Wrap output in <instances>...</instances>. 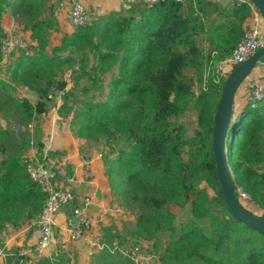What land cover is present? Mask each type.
I'll list each match as a JSON object with an SVG mask.
<instances>
[{
  "label": "trees",
  "instance_id": "16d2710c",
  "mask_svg": "<svg viewBox=\"0 0 264 264\" xmlns=\"http://www.w3.org/2000/svg\"><path fill=\"white\" fill-rule=\"evenodd\" d=\"M52 9L49 0H0V63L8 12L37 42L31 54L22 51L11 61L9 79L0 78V116L17 114L29 126L62 92L61 114H73L77 136L110 146L114 156H106V173L118 196L139 205L137 236L172 235L161 264H264V234L230 213L217 176L213 119L226 79L210 81L207 90L196 93L194 79L185 74L194 68L202 82L212 50L218 51L217 60L232 53L251 17L249 4L138 0L131 14L112 11L90 26L64 33L54 46L50 35L59 27ZM72 68L94 85H102L109 74L106 98L83 101L79 108L69 105L64 75ZM17 86L34 91L37 100L18 96ZM191 108L198 112V129L188 137L176 119ZM22 143L0 123V235L37 220L46 200L24 163L29 143ZM225 144L236 194L241 196V188L264 218V101L247 103L235 114ZM38 147L43 151L44 143ZM202 182L215 190V197L200 187ZM188 203L196 217L211 220V235L194 222L177 227L170 205ZM95 256L97 264H138L109 247ZM20 260L17 253V264Z\"/></svg>",
  "mask_w": 264,
  "mask_h": 264
},
{
  "label": "rangeland",
  "instance_id": "374dc122",
  "mask_svg": "<svg viewBox=\"0 0 264 264\" xmlns=\"http://www.w3.org/2000/svg\"><path fill=\"white\" fill-rule=\"evenodd\" d=\"M56 1L59 2L60 0ZM136 1L138 0H122L121 8L118 11L131 14L130 9L133 3ZM184 1L188 6L189 0ZM72 2L73 1H67L64 5L60 4L56 6L55 9L53 8L51 10L52 16H55L56 18L58 17L57 20L59 27L58 30L53 31L50 35L51 46L60 43L62 36L67 32V27H76L73 25L69 17V9ZM49 3H52L49 4V6L53 5V0H49ZM46 16L50 17V10L46 11ZM5 17V22L8 21L9 25H13L12 28L6 32V34L8 33L21 36L30 43L32 48H34L32 44L33 42L23 31V25L19 23L18 16H14L8 12L7 16ZM16 25H18V27ZM32 48L31 51H33ZM19 55L20 52H16L7 57L3 55V60L0 63V78L9 79L10 73L8 67L11 61H14ZM75 69H77V66ZM73 70V68L68 69L64 75L68 81L67 91L69 97L67 103L69 105L74 108H79L82 106L83 101H101L106 98L109 89L108 83L111 77L109 74L103 81L102 86L100 84L94 85L93 82L88 80L86 77H80L78 70L76 73H73ZM185 74L194 79V91L199 93L201 86V81L199 80L200 71H196L194 68H188L186 69ZM247 78L238 90L239 94L241 91L247 88V83H249L247 82ZM16 94L20 97H28L33 101H36L38 98L34 91H31L24 86H17ZM63 96L64 94L62 92H56L52 101L49 102L48 112L40 116L36 122H33L29 126H26L23 123L21 117L17 114H11L8 118H3L0 116V123L3 126H9L16 135L19 143L22 145L24 140L28 141L29 147L27 150H25V156L32 155L33 152L36 154L41 153L42 151L39 150L38 143L39 141H42L44 143V147L47 145L53 149L56 147L55 151H49V157L55 161L65 162L66 171L69 175H73L75 177V174L72 172L71 163L69 164V162L71 161V157L73 155L71 152L73 153L77 147V157L83 161L82 168L85 173H92L91 175L96 177L95 173L90 167L92 156L96 155L100 159L101 164L99 167L104 171L105 179H108L109 181V176L106 173L108 166L106 156L109 158L114 156L113 152H111L110 146L107 145L103 140L100 142H93L77 136L75 129L72 126L73 114H61L60 108L65 103ZM238 106L239 105L234 107V114L238 113ZM176 121L178 123L184 124L187 128L188 137H192L194 136L195 131L198 129V112L196 109L191 108L178 119H176ZM72 147L75 148L72 150ZM65 159H67V161H65ZM79 185L80 183L77 186V191ZM109 187L110 193L108 196H99V198H101V203L105 204L106 212L103 213L104 218L102 217L103 219L98 220L97 227L99 234L97 236L98 238L96 237L97 240H95V237L92 239L93 243H96V241L97 244L100 243L102 248L98 249L99 251H102L104 248L109 247L111 243L113 245L114 242L120 241V243L123 245L121 248L124 250L126 248H138L136 255L138 264H161V255L166 245L171 241L172 235L169 232H163L157 235V237L154 239L138 237L136 234V224L138 214L140 213L139 205L137 203L133 204L124 200L122 197L117 195V191L113 190L111 185ZM200 187L205 188L211 198L216 196L215 190L206 182H202ZM239 198L246 209L256 215H263V210L257 204L253 203L247 195L244 197V195L241 194ZM170 208L175 213V223L178 228H180L183 223L194 222L196 225L200 226L206 232V234H212L213 226L211 220L207 218L196 217L193 213L191 204L188 203L184 207L171 204ZM178 234H180V230ZM94 247L95 248H91L90 250L96 249L95 244ZM58 249H62L60 244L58 245ZM89 253L90 254L86 258H83V260H80V255L78 256L76 252H74L73 255L72 253L64 252L59 256H55L56 259L54 256L53 258L55 264H97L95 258V255L97 254L93 253V257H91V251ZM86 260H88V262L85 263Z\"/></svg>",
  "mask_w": 264,
  "mask_h": 264
},
{
  "label": "built area",
  "instance_id": "2783aa9c",
  "mask_svg": "<svg viewBox=\"0 0 264 264\" xmlns=\"http://www.w3.org/2000/svg\"><path fill=\"white\" fill-rule=\"evenodd\" d=\"M155 2L158 0H145ZM183 1L184 0H179ZM237 3H248L252 14L248 24H246L243 37L238 42L232 53L222 60H217L218 51L212 50L207 61L204 63L202 72V82L200 88L207 90L210 81L221 84L224 79L239 64L245 62L259 48L264 47V15L251 0H233ZM69 17L75 26H90L96 19L89 9L79 0H73ZM24 52L29 55L32 53L30 43L19 35L6 34L2 39V54L7 57L16 52ZM246 102L257 105L264 101V80L253 82L247 85ZM52 148L47 145L41 153H34L26 156L24 163L31 177L39 183L46 200L36 220L39 227V237L32 247L21 248L18 254L21 257L19 264L32 263V259H42L55 242L60 241L61 237L57 233L59 228V214L66 207H71L67 215L64 229L70 241H77L86 238V235L93 227V220L89 215L91 198L89 196H78L77 186L80 183L73 175L66 171V164L63 161H55L49 157ZM60 178L65 179L64 183ZM239 194L247 195L241 188ZM249 197V195H247ZM250 198V197H249ZM80 200V201H79ZM62 247L65 248L67 241L62 240ZM100 248L102 245L98 243ZM109 248L120 250L124 255L130 256L137 261L138 248H121L118 242H114ZM6 251L0 245V257L5 256ZM32 255L30 260L24 257Z\"/></svg>",
  "mask_w": 264,
  "mask_h": 264
},
{
  "label": "crops",
  "instance_id": "0c3cea01",
  "mask_svg": "<svg viewBox=\"0 0 264 264\" xmlns=\"http://www.w3.org/2000/svg\"><path fill=\"white\" fill-rule=\"evenodd\" d=\"M67 1H73V0H62V1L60 0L59 1L60 3L56 0H53V5H51V7L55 9L56 6L60 4L64 5L65 2ZM79 1H81L89 9L91 14H93L97 18L104 15H108L112 11H118L122 5V0H79ZM214 1L219 2L223 6H230L233 0H214ZM7 14L4 15V19H3V27L5 29V33L9 31L13 26L12 24L9 25L8 21L5 22L6 19L5 16H7ZM249 20L250 18L247 19L245 24H248ZM16 26L18 27V25ZM74 29L75 28L73 27H67L66 33H72ZM24 32L33 42L32 44L36 45V41L34 42L31 38V31H24ZM247 79H248L247 82H249L247 83V85L253 82L264 80V60H261L256 65V67L253 69V71L251 72V74ZM246 90L247 88L241 91L240 94L237 91L234 102V107L239 105L238 106L239 109L237 110V112H239L247 104L245 97ZM238 98H239V102H238ZM74 148L75 147H72L71 149L73 150ZM55 149L52 148V150L54 151ZM77 150L78 148L76 147L73 153L71 152V154L73 155L71 157V161L69 162V164L71 163L72 172L75 174L76 179L80 181V185L78 187V196L80 198H82L83 196H89L91 198L92 203L89 208V215L93 220V227L86 235L85 239L77 240V241L68 240L64 226L67 215L69 214L71 207L64 208L58 217L59 228L57 229V233L58 235H60L61 240L55 242V244L51 247V249L42 259L40 260L32 259L33 262L28 264H55L54 261L55 256H59L64 252L72 253V255L74 254V252H76L78 256L80 255L79 256L80 260L86 258L90 254L89 253L90 251H91V257H93V253L98 254L100 252L98 249L100 248V246L97 244V241L96 243H93L92 239L95 237V240H97L96 237L99 234L97 223L99 219L104 218L103 213L106 212L105 204L101 203V198H99V196L100 195L108 196V194L110 193V187H109L110 185L108 179H105L104 171L99 167V165L101 164L100 159L96 155L93 156L91 155L92 159L90 161L91 162L90 167L92 168L96 177L91 175L92 173L86 174L82 168L83 161L80 160L79 157H77L78 156ZM65 161H67V159H65ZM60 181L64 183L65 179L60 178ZM38 237H39V227L37 225L36 220L31 223H27L23 225L19 229H10L8 231L3 232V234L0 235V245L6 251V255L0 257V264H17L16 262L17 253L20 251V249L25 247H32L37 242ZM62 240L67 241L65 248L62 247V243H61ZM59 244L61 245L62 249H58ZM94 244L96 245V249L90 250L91 248H95ZM28 256L29 257L26 260H30L32 258V255H28ZM86 262H88V260H86L85 263Z\"/></svg>",
  "mask_w": 264,
  "mask_h": 264
},
{
  "label": "water",
  "instance_id": "95a60500",
  "mask_svg": "<svg viewBox=\"0 0 264 264\" xmlns=\"http://www.w3.org/2000/svg\"><path fill=\"white\" fill-rule=\"evenodd\" d=\"M264 15V0H251ZM264 57L259 48L245 62L237 65L226 78L214 114L212 147L217 164V176L230 213L242 222L249 223L264 234V218L246 209L235 192V180L227 158L226 138L235 116L234 102L237 91Z\"/></svg>",
  "mask_w": 264,
  "mask_h": 264
}]
</instances>
